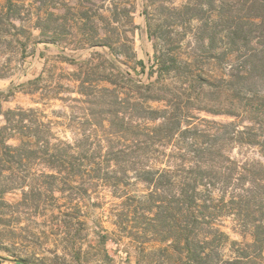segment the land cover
<instances>
[{"label": "rangeland", "instance_id": "obj_1", "mask_svg": "<svg viewBox=\"0 0 264 264\" xmlns=\"http://www.w3.org/2000/svg\"><path fill=\"white\" fill-rule=\"evenodd\" d=\"M246 1L0 0L1 111L37 108L53 123L55 137L72 143L73 131L83 129L70 122L72 115H78L75 107L80 105L66 100L67 95H61L63 102H42L45 106L38 103L40 91L32 92L33 81L43 74L44 81L39 87H49L58 74L74 70L69 61H82L92 53H99L130 78L148 86L158 78L156 57H174L176 66L183 69L160 79V85L168 86L171 94L160 93L165 100L151 104L152 108L162 111L172 106L168 111L184 121L180 129L189 125L196 130L200 148L210 145L213 137L214 140L221 138L216 147L223 149L222 161L224 158L240 164L264 165L258 146L235 145L227 140L231 132L228 124L234 123L239 130H244L254 126L250 120L253 117L260 122L255 128L264 131V90L257 88L256 93H249L231 88L228 83L230 69L240 65L242 55H227L229 46L225 35L238 26L240 31L250 33L253 17H259L240 11ZM96 29L100 35L110 38L109 46L89 45L86 37ZM210 35L213 40L208 39ZM256 47L253 41L242 49ZM3 125L4 118L0 115V127ZM191 134H177L175 143L190 144ZM116 141L108 145L112 154L103 159H114L115 153L129 149L128 142ZM9 144L17 145L18 141L10 140ZM145 154L143 151L135 155L138 162L149 157L150 161H161L159 168L165 167L168 151L162 156L158 147H151L148 156ZM118 157V162L129 158ZM112 162L106 161V164L109 166ZM112 169L116 168L111 166L109 170ZM15 170L14 176L23 181L18 179L20 182L12 191L0 196V264H99L91 247L97 233L105 235L115 229L117 221L109 213L124 205H135L146 193L142 185H135L131 173L126 177L108 173L98 178L57 175L56 180L50 181L41 177L42 173L50 172L38 162L30 166L23 163ZM45 183H52L53 193L43 188ZM34 187L42 188L36 191L32 190ZM73 208L88 213V217L79 220L83 225L61 223L63 219L59 215ZM217 223L222 225L221 231L228 235L229 242L250 243L248 236L243 240L231 230L236 225L233 218L220 217ZM115 240L107 241L106 249L111 255L115 252L116 262H123L124 251L134 248L128 239ZM79 247L81 258L77 260L75 253ZM223 252L231 254L229 247ZM256 264H264V249Z\"/></svg>", "mask_w": 264, "mask_h": 264}, {"label": "trees", "instance_id": "obj_2", "mask_svg": "<svg viewBox=\"0 0 264 264\" xmlns=\"http://www.w3.org/2000/svg\"><path fill=\"white\" fill-rule=\"evenodd\" d=\"M240 11L259 17L252 18L250 33L240 31L238 26L225 35L227 55H242L240 65L231 67L228 83L231 88L256 93L257 88L264 90V1L247 0ZM212 37L208 39L213 40ZM86 38L90 46H109L110 38L100 35L98 29ZM253 41L256 48L242 49ZM163 56L156 57L158 78L148 86L130 78L99 53H92L82 61H69L74 70L58 74L49 87H39L44 81L43 74L33 81L32 92L40 91L38 103L63 102L61 95H67L66 100L80 105L75 107L78 115H72L70 122L83 129L73 131L72 143L55 137L53 123L46 120L41 110L17 108L2 113L0 101V115L4 118L0 127V196L12 191L19 180L23 181L14 176L15 167L23 163L46 166L50 174L42 173L41 177L50 181L56 180L57 175L98 178L108 173H121L125 177L131 173L135 185H142L146 193L135 205H124L109 213L117 221L115 229L105 235L97 233L91 247L99 264H132V259L135 264H256L264 249V165L240 164L224 158L222 161L223 149L216 147L221 138L214 140L212 136L213 142L200 148L196 130L189 125L180 129L184 121L171 111L172 106L170 111L152 108L151 104L165 100L160 93L171 94L168 86L160 85V79L183 69L176 66L174 57ZM250 120L254 126L244 130L234 123L228 124L231 132L227 140L235 145L258 146L264 159V131L255 128L260 123L255 117ZM180 133H192L191 143L186 146L175 143V136ZM203 136L207 137L206 133ZM10 140H17L18 144L10 145ZM114 140L128 142L129 151L120 150L114 159H103L112 154L108 145ZM151 147H158L162 156L168 151L164 168L158 167L161 161L153 162L149 157L138 162L135 155L145 151L144 156H148ZM121 155L129 156L126 162H118ZM106 161H113V165L108 166ZM111 166L116 169L109 170ZM5 173L9 175L3 176ZM51 184L45 183L43 188L53 193ZM71 210L59 215L61 223L83 225L79 220L88 217V213ZM228 216L236 222L231 230L243 240L248 236L250 243L229 242L228 235L221 231L222 225L217 223L218 218ZM122 239H128L134 249L125 250V260L116 262L115 252L111 255L106 243ZM225 247H229L230 255L224 254ZM80 250L81 247L75 253L77 260L81 258Z\"/></svg>", "mask_w": 264, "mask_h": 264}]
</instances>
